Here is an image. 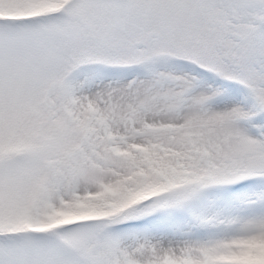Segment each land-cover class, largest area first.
I'll return each instance as SVG.
<instances>
[{
  "label": "snow or ice",
  "instance_id": "obj_1",
  "mask_svg": "<svg viewBox=\"0 0 264 264\" xmlns=\"http://www.w3.org/2000/svg\"><path fill=\"white\" fill-rule=\"evenodd\" d=\"M0 264H264V0H0Z\"/></svg>",
  "mask_w": 264,
  "mask_h": 264
}]
</instances>
